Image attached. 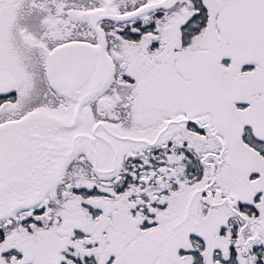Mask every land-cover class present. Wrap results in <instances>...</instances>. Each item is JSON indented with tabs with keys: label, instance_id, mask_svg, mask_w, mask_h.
I'll return each instance as SVG.
<instances>
[{
	"label": "snow or ice",
	"instance_id": "6c2138e0",
	"mask_svg": "<svg viewBox=\"0 0 264 264\" xmlns=\"http://www.w3.org/2000/svg\"><path fill=\"white\" fill-rule=\"evenodd\" d=\"M0 264H264V0H0Z\"/></svg>",
	"mask_w": 264,
	"mask_h": 264
}]
</instances>
